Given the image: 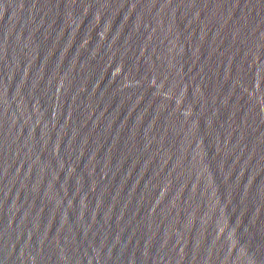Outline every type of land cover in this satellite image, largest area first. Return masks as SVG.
<instances>
[{
	"label": "water",
	"instance_id": "obj_1",
	"mask_svg": "<svg viewBox=\"0 0 264 264\" xmlns=\"http://www.w3.org/2000/svg\"><path fill=\"white\" fill-rule=\"evenodd\" d=\"M0 264H264V0H0Z\"/></svg>",
	"mask_w": 264,
	"mask_h": 264
}]
</instances>
